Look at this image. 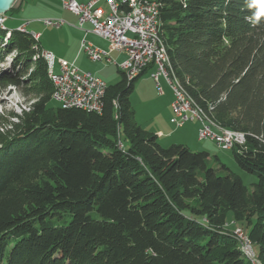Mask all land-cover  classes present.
Instances as JSON below:
<instances>
[{"label": "trees", "instance_id": "obj_1", "mask_svg": "<svg viewBox=\"0 0 264 264\" xmlns=\"http://www.w3.org/2000/svg\"><path fill=\"white\" fill-rule=\"evenodd\" d=\"M150 1L175 78L244 135L231 150L256 183L135 123L129 97L151 66L106 86L101 113L52 106L38 41L3 23L0 87L35 100L0 128V264H251L228 214L264 264V16L251 0Z\"/></svg>", "mask_w": 264, "mask_h": 264}, {"label": "built area", "instance_id": "obj_2", "mask_svg": "<svg viewBox=\"0 0 264 264\" xmlns=\"http://www.w3.org/2000/svg\"><path fill=\"white\" fill-rule=\"evenodd\" d=\"M59 1L65 10L77 16L80 28L88 23L93 34L107 41L111 49L125 55V60L119 65V69L127 81L151 66L150 77L161 93L159 83L162 79L161 66L154 60V53H159L155 33V26L159 19L157 7H145V0H123L127 21H120L114 16L111 0H88L85 3H78L76 0ZM0 20L5 23L6 18L0 16ZM43 22L46 26L54 27L65 24L59 20H44ZM35 38H38L37 34ZM81 49L93 62L108 56L107 53L87 44L84 40L81 41ZM39 54L51 56L54 64V57L49 52L40 50ZM56 80L60 84V92L58 99H52L55 103L61 107H88L90 112L97 113V109L100 108L98 89H106V84L101 79L90 73L79 71L73 64L59 61ZM171 110L170 122L173 125L178 127L185 122L196 121L199 124L197 138L211 140L221 150L242 146V141H245L244 136L235 135L229 129L223 128V132H215L213 129L206 128V116H198L195 109H190L184 101H180L174 95ZM238 233H242L244 242L245 231ZM253 258L257 264L254 255Z\"/></svg>", "mask_w": 264, "mask_h": 264}, {"label": "rangeland", "instance_id": "obj_3", "mask_svg": "<svg viewBox=\"0 0 264 264\" xmlns=\"http://www.w3.org/2000/svg\"><path fill=\"white\" fill-rule=\"evenodd\" d=\"M18 2L19 0H15L13 6H16ZM1 16H5L6 21L4 24H0H3V27L8 30L19 29L21 31L19 27L26 24L27 25L25 26V30L28 32V34H30V32L36 34L37 32H41V30H43L41 42H43L44 45H53V47H56L61 52H64L67 49V42H65L64 40L58 41L57 37L53 38L55 36V31L58 30L60 27L46 26L43 21H63L65 23L64 26L62 25L63 28H66V26H68L70 24L69 22L71 21L76 22L78 24L77 16L65 10L59 0H24L20 10H11L10 12H7L5 15ZM29 36L33 38L31 34ZM62 37L65 39L64 35ZM12 57L13 55H10L9 57L5 58L2 64H0L1 71L9 69ZM55 61L58 63L57 59ZM84 63L88 67H93L94 70L100 68L101 71L99 72V75L106 82L114 83L119 78L116 72H113L116 76V78L114 79L113 76L109 73V70H107V68L106 70L105 68H102V62H92L85 59ZM52 72H59L58 65L54 66V71L52 69ZM165 83L167 85L164 83L161 84V87L163 88L164 92L161 96L158 94V91L155 87V83L150 77L149 71H147L136 82L134 89L130 94V109L133 112V118L135 120V123L144 128V130L146 131L151 130L155 123H160L161 121H163L164 116L166 115L167 111L165 110V106L166 104H168L169 100L173 97V95L169 84L166 81ZM51 99H55L52 98V94ZM34 100L35 98L32 95H27V91L25 90L18 89L14 86H8L6 88L0 87V128L4 130V127L2 125H6V122L9 120L15 121V119L11 118V113L21 114L22 111H27L28 106ZM51 105L56 106L58 104L55 102H51ZM197 142H199V140ZM199 143L205 142L202 141ZM212 150L214 152L210 153L211 155L210 160L208 162V166L210 168H213L218 175H223L225 171L221 168V165H224L226 168H228L231 172H233L240 178L242 183L250 192L252 190L253 184L257 181V177L254 174L247 173L239 168L236 161L234 160L233 152L231 149L221 150L213 147ZM215 158H217V161ZM230 220L231 215L228 214L226 217V221L229 222ZM225 227L229 229L230 232L235 229H230L227 226ZM254 250H257L256 247L253 249V251Z\"/></svg>", "mask_w": 264, "mask_h": 264}, {"label": "crops", "instance_id": "obj_4", "mask_svg": "<svg viewBox=\"0 0 264 264\" xmlns=\"http://www.w3.org/2000/svg\"><path fill=\"white\" fill-rule=\"evenodd\" d=\"M24 0H19L16 6H13L12 11H18L20 10ZM78 3H85L88 0H76ZM105 7V6H104ZM69 12V11H68ZM6 21V20H5ZM70 24L66 26V28H63V26L55 31V37H57V40H64L67 42V49L64 52H61L58 50L56 47H53V45L50 44H43L41 42L42 39V31L37 32L36 34L38 35V45L41 50L46 51L54 57V65H53V71H54V66L58 65V70H59V61H64L67 64H73L79 71L81 72H87L92 74L93 76L101 79L106 86L114 85L117 82L120 81L122 77V72L119 69V65L125 60V55L119 51L113 50L110 48V45L107 41L104 39L96 36L91 32V26L88 23L83 24V26L80 28L76 22H69ZM63 28V29H62ZM64 35L65 39L62 37ZM84 40L87 44H90L91 46L104 51L107 53V58L101 59L99 62L103 63L102 68H107L109 70V73L113 76L115 79L116 76L114 75L113 72H116L119 76H117L118 80L114 83L111 82H106L100 75L99 72L101 69L94 70L93 67H88L84 63V60L87 59L88 61H91L86 52L81 49V41ZM57 59L58 63L55 61ZM93 62V61H92ZM98 62V61H95ZM151 72V69L149 70V73ZM55 73V72H54ZM160 87L161 84L165 83L163 79L159 80ZM167 85V84H166ZM156 87V85H155ZM157 89V87H156ZM158 91V89H157ZM163 88L161 87V93L158 91L159 95H163ZM173 97L169 100L168 104H166L165 110L166 115L164 116L163 121L160 123H155L153 128L149 130L148 132L153 133L157 137L158 143L163 147L167 148L171 146L172 144H182L186 146L189 150L193 151H200V152H206L209 155L210 158V153H213L214 151L212 148H217L219 149L215 143L211 140H199L197 138V130L199 127V124L196 121H189L185 122L181 126H175L170 122V119L172 117V110H171V102H172ZM168 117V120H167ZM141 127V126H140ZM142 128V127H141ZM144 129V128H142ZM204 141L205 143H199L197 142ZM227 227L230 229L237 228L232 219L227 222ZM255 251V250H254ZM256 253V251H255ZM257 255V253H256Z\"/></svg>", "mask_w": 264, "mask_h": 264}, {"label": "bare ground", "instance_id": "obj_5", "mask_svg": "<svg viewBox=\"0 0 264 264\" xmlns=\"http://www.w3.org/2000/svg\"><path fill=\"white\" fill-rule=\"evenodd\" d=\"M111 6L114 9V16L120 21H127V13L124 9V2L123 0H111ZM145 7L147 8H156L158 11V5L154 1L150 0H145ZM0 23H3L0 20ZM22 31H26L25 27L20 28ZM155 33L157 37V43H158V49L159 53H154V60L161 66V76L162 78L169 84L171 91L174 96H177L180 101H184L185 104L189 106L190 109H195V113H198V116H206L205 117V127L209 129H213L215 132H223L222 127L216 126L210 118L207 116V114L203 111L202 108H200L192 99L191 97L186 93L184 88L180 85L178 80L175 78L170 65H169V60L166 54L165 46L162 42L160 32H159V19L158 22L155 26ZM31 36L33 37L34 40H38V38H35V34L30 32ZM41 56V55H40ZM45 61L47 65V75L48 79L51 82L53 86V93H52V98L58 99L59 97V92H60V84H58L56 80V73L52 72L53 69V59L51 56H41ZM106 89H98V99L100 103V108L97 109V113H101L102 111V101L103 97L105 94ZM63 109H82L85 111H89L88 107H61ZM231 133L239 136H244L240 132H236L234 130H230ZM245 141H242V146L244 145ZM239 147V146H237ZM240 231H243L241 228H236L233 231V234L239 241V248L243 255L251 262V264H255L253 255L255 257L256 263L261 264L260 261L257 259L252 246L246 236L244 234V242L242 240V233H238Z\"/></svg>", "mask_w": 264, "mask_h": 264}, {"label": "clouds", "instance_id": "obj_6", "mask_svg": "<svg viewBox=\"0 0 264 264\" xmlns=\"http://www.w3.org/2000/svg\"><path fill=\"white\" fill-rule=\"evenodd\" d=\"M249 7L257 8V11L253 14L254 21H259V19L264 16V0H251Z\"/></svg>", "mask_w": 264, "mask_h": 264}, {"label": "water", "instance_id": "obj_7", "mask_svg": "<svg viewBox=\"0 0 264 264\" xmlns=\"http://www.w3.org/2000/svg\"><path fill=\"white\" fill-rule=\"evenodd\" d=\"M14 2L15 0H0V16L5 15L13 7Z\"/></svg>", "mask_w": 264, "mask_h": 264}]
</instances>
